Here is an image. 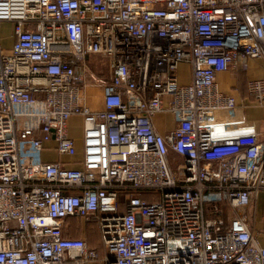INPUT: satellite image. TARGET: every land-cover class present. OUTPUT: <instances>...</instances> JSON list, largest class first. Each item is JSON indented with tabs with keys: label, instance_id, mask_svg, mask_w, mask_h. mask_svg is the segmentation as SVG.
I'll use <instances>...</instances> for the list:
<instances>
[{
	"label": "built area",
	"instance_id": "2783aa9c",
	"mask_svg": "<svg viewBox=\"0 0 264 264\" xmlns=\"http://www.w3.org/2000/svg\"><path fill=\"white\" fill-rule=\"evenodd\" d=\"M93 53L111 62L99 109L81 92ZM250 59L264 0H0V264H264L246 210L264 198V117L231 118L218 80ZM247 91L264 111V77Z\"/></svg>",
	"mask_w": 264,
	"mask_h": 264
},
{
	"label": "rangeland",
	"instance_id": "374dc122",
	"mask_svg": "<svg viewBox=\"0 0 264 264\" xmlns=\"http://www.w3.org/2000/svg\"><path fill=\"white\" fill-rule=\"evenodd\" d=\"M2 43L4 46H10L12 42V38L10 37L9 24H5L1 29ZM89 72L87 73V81L90 86L81 89L83 95L89 96L88 105L93 109H99L103 107L102 95H103V87L101 85H97L96 77H101L103 80H107L111 74V62L109 56L103 55L101 53H93L89 56L88 59ZM257 68L259 70H264L263 63L261 60L257 63ZM254 69V68H253ZM181 80H188L190 78V68L186 65H181L177 70ZM241 73V72H240ZM243 74V73H242ZM95 87L99 92L101 90V94L97 95L98 92L95 89H91ZM223 89V88H221ZM260 109V108H258ZM262 109V108H261ZM260 109V110H261ZM250 114L247 115L250 118ZM256 116V115H254ZM159 127H163V120L165 117L160 114L155 117ZM83 117L81 114H73L69 118V133L71 136L80 137L83 135ZM247 212L251 215L252 223L256 226L257 231L260 234V241L263 243L264 239V198L260 199L257 203H254L252 206H249ZM67 222L74 227L75 229L70 233L72 236H84L90 246H95L98 248L100 255L105 256L103 241L101 239L100 231L98 225L95 222L85 221L84 219L75 216L71 217L67 220ZM69 234V233H68ZM96 264H105L102 262H98Z\"/></svg>",
	"mask_w": 264,
	"mask_h": 264
},
{
	"label": "crops",
	"instance_id": "0c3cea01",
	"mask_svg": "<svg viewBox=\"0 0 264 264\" xmlns=\"http://www.w3.org/2000/svg\"><path fill=\"white\" fill-rule=\"evenodd\" d=\"M258 61H259L258 59H250L249 67L246 70H240V71L226 70L218 73V80L220 83V87L223 88L222 90L224 92L234 94L237 100V107L234 110V112L231 114V118H237L240 116H245L246 118H248L247 117L248 114L251 115L250 118H248L251 120L253 119L260 120L261 118L264 117L263 109L255 105L253 98L250 95H248V91H247V81L249 79L264 77V70H259L257 68ZM261 62L263 63V61ZM183 64L188 66V64L186 63ZM189 79L190 78H188V80L180 79V82L185 83L188 82ZM91 89L97 90L95 87H92ZM96 92H98L97 95L101 94V90L99 92V89ZM88 100H89V96H87V102ZM258 108H260L261 110ZM159 130L164 132L165 128L159 127ZM82 136L80 137L74 135L72 136L75 138L77 144L76 158H81L82 156V151H83ZM55 145H56V141L53 140L46 143L47 147H53ZM43 158L49 161L51 160V161H63V162L72 159L71 157L65 155H59L55 150H50V148L44 150ZM263 244H264V239H263Z\"/></svg>",
	"mask_w": 264,
	"mask_h": 264
}]
</instances>
